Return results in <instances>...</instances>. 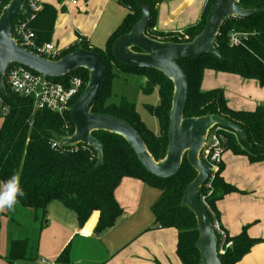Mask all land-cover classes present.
<instances>
[{
  "label": "trees",
  "instance_id": "trees-1",
  "mask_svg": "<svg viewBox=\"0 0 264 264\" xmlns=\"http://www.w3.org/2000/svg\"><path fill=\"white\" fill-rule=\"evenodd\" d=\"M9 1L0 0L1 7ZM140 1L147 6L149 12L145 33L151 38L159 37L161 41L181 43L191 41L202 30L208 9L215 0H207L196 23L180 33L166 34L153 31L156 17L155 0ZM119 2L128 12L109 36L105 47L100 49L86 42L81 45L75 42L62 50L61 57L77 49H85L101 56L105 64V81L91 112L112 115L127 122L139 134L153 159L158 161L165 156L168 143L173 84L156 69L134 68L114 57L112 45L115 39L129 32L141 17V10L135 0ZM238 5L243 9L264 10V0H238ZM55 15L56 10L52 6L43 5L33 23L39 42L49 41ZM234 32L241 34V42L238 45L229 44L230 35ZM213 45L220 57L204 53L196 58L177 61L187 81L183 117H199L205 114L222 116L239 126L245 135V139L238 144L233 139L231 130L225 128L223 150L243 154L250 162L263 160L264 108L257 106L252 111L232 109L227 105L221 88L203 90L201 82L204 70L211 69L254 79L260 86H264V11L247 17L231 16L225 19ZM128 72L143 74L141 91L144 94L157 91V104L146 105V109L157 120L158 133H154L144 124L133 102L125 97H121L118 103L109 102L110 81L119 73ZM69 74L79 76L84 83L87 81L88 72L83 68ZM6 89L9 95L4 97V100L9 106V112L0 116V184L13 174L19 175L25 195L18 198V204L30 209L35 220L44 219L49 202L57 200L76 213L80 225L96 212L98 219L95 231L110 227L122 212L114 196L115 188L124 177L136 178L158 189L159 196L151 205L154 222L159 227H171L177 231L176 254L181 264H200L199 251L195 246L198 237L196 218L187 206L181 204L184 189L196 175L185 155L173 176L159 178L144 169L122 136L105 130H94L91 135L102 145V162L96 166L97 153L87 144H60L51 147L53 133L63 137L73 133L70 110L59 115L48 109H34L30 97L13 93L7 86ZM77 98L78 96L71 104ZM222 168L221 163L211 182L212 191L203 204L212 222L218 216L216 201L237 190L223 179L220 174ZM203 191L202 186L201 192ZM2 213L0 210V216ZM10 221L17 224L12 217ZM36 227L18 229L16 237H13L12 233L7 253L5 257H1L6 264H17L37 258L39 229ZM225 241H230L231 245L223 254L218 253L221 264H236L256 242L247 235L246 227L236 235L226 234ZM219 247L220 240L216 245L217 249ZM65 254L66 249L59 255L58 260L64 261Z\"/></svg>",
  "mask_w": 264,
  "mask_h": 264
},
{
  "label": "crops",
  "instance_id": "crops-1",
  "mask_svg": "<svg viewBox=\"0 0 264 264\" xmlns=\"http://www.w3.org/2000/svg\"><path fill=\"white\" fill-rule=\"evenodd\" d=\"M155 2L153 31L166 34L180 33L196 23L207 0ZM42 3L56 10L49 41L59 49L78 41L102 49L128 12L119 0H79L76 4H70L69 0H42ZM221 79L227 84H219ZM234 86L246 89L249 98L238 103L231 100L226 90ZM201 88H221L227 105L235 110L264 108V86L254 79L205 69ZM222 164L221 176L237 190L216 201V220L226 234L236 235L246 227L247 235L256 240L236 264H264V159L250 162L247 156L226 150ZM114 196L122 212L112 226L99 231H95L96 212L80 225L76 213L57 200L49 202L44 219L35 220L31 213L30 224L39 229L38 255L34 260L25 261L37 264H181L176 254L177 231L159 227L154 222L151 205L159 196L158 189L136 178L124 177L115 188ZM6 215L3 212L0 216V231L1 218ZM9 239L6 234L1 244L0 232L1 257L7 253ZM64 249L65 260L59 261Z\"/></svg>",
  "mask_w": 264,
  "mask_h": 264
},
{
  "label": "water",
  "instance_id": "water-1",
  "mask_svg": "<svg viewBox=\"0 0 264 264\" xmlns=\"http://www.w3.org/2000/svg\"><path fill=\"white\" fill-rule=\"evenodd\" d=\"M135 1L141 10V17L129 32L115 39L112 53L125 65L160 71L173 84L167 131L168 143L165 156L161 160L153 159L139 134L127 122L112 115L91 112L105 81V64L99 54L77 49L57 60H48L14 42L10 36L12 24L17 15L23 13V0H10L0 13V90L3 96L9 95L3 82V73L6 66L11 63L21 64L36 73L53 78L79 68L87 70L88 77L84 89L70 108L73 133L69 137L53 133V137L66 145L83 143L91 146L97 153L98 166L102 162V145L91 132L105 130L116 133L127 141L146 171L163 179L177 172L185 155L188 163L195 169L196 175L184 189L181 204L187 206L196 218L198 237L195 246L199 251L200 264H221L212 220L198 197L200 187L209 175V166L199 159L198 154L207 131L214 125L228 128L241 138L245 135L239 126L220 115L183 117L187 81L177 61L196 58L204 53L220 57L213 43L224 20L231 16L244 17L264 10L243 9L238 5V0H215L208 9L202 30L191 41L176 43L151 38L145 33L149 19L148 8L140 0Z\"/></svg>",
  "mask_w": 264,
  "mask_h": 264
},
{
  "label": "built area",
  "instance_id": "built-area-1",
  "mask_svg": "<svg viewBox=\"0 0 264 264\" xmlns=\"http://www.w3.org/2000/svg\"><path fill=\"white\" fill-rule=\"evenodd\" d=\"M78 1L79 0H69V3L76 4ZM22 8L23 13L18 14L12 24L11 38L18 46L45 59H59L63 49H59L50 41L39 42L33 28V23L43 8L42 0H23ZM1 10L2 7L0 3V13ZM240 42L241 34L235 32L231 33L229 44L238 45ZM63 77L65 78L63 79ZM3 82L11 92L30 97L34 109H48L59 115L70 110L73 105L71 104L72 101L75 97H79L81 88L86 84L77 75L67 73L66 75L56 78L47 77L18 63H11L6 66L3 73ZM4 97L5 96H3L0 90V116H5L9 112V106L5 103ZM223 130H225V128L222 126H212L207 131L198 154L199 159L209 166V175L202 184L204 191L201 192V186L200 192L198 193L199 200L202 204H205L206 197L212 191L211 182L222 163V155L224 152L222 146ZM60 144L63 143L54 138L51 147H57ZM92 216V218H95L96 214ZM96 218L98 219V215ZM97 219L95 221V226ZM212 227L215 231L217 241L220 240V247L217 249V253L223 254L225 249L231 245V242L225 241L226 233L217 220L212 222ZM0 264H6L1 256ZM45 264L56 263L45 262Z\"/></svg>",
  "mask_w": 264,
  "mask_h": 264
},
{
  "label": "rangeland",
  "instance_id": "rangeland-1",
  "mask_svg": "<svg viewBox=\"0 0 264 264\" xmlns=\"http://www.w3.org/2000/svg\"><path fill=\"white\" fill-rule=\"evenodd\" d=\"M5 5L2 6V8ZM157 39H160L157 37ZM79 45L83 43V41H78ZM242 79V78H241ZM144 81L143 74L137 72H128V73H119L116 78H113L110 81V90L111 96L109 102L118 103L121 97H125L128 101L133 102L136 106L137 112L139 113L140 119L144 122V124L152 130L154 133H158V125L157 120L154 116H152L146 109V105H156L158 102L157 91L154 90L149 94H144L141 91V84ZM219 84H227V81L221 79ZM228 97L231 100H235L236 103L241 101H246L248 97V93L246 89L238 88L237 86L229 87ZM1 124V120H0ZM240 128V127H239ZM241 129V128H240ZM230 130V129H229ZM233 133V139L239 144V142L245 139V136L241 138L237 133L231 131ZM69 137V136H65ZM3 212L7 215L1 218L2 226H1V244L3 243V237L6 234L9 236L16 237L17 231L20 228H31V213L30 209L21 207L18 203L13 206L11 210L4 208ZM10 217L13 218L17 222L15 224L13 221H10ZM6 221V222H5ZM45 221V220H44ZM6 223V224H5ZM21 226V227H20ZM37 228V227H36ZM14 230V232H13ZM34 236V235H33ZM18 264H37L36 262H26L22 261Z\"/></svg>",
  "mask_w": 264,
  "mask_h": 264
},
{
  "label": "clouds",
  "instance_id": "clouds-1",
  "mask_svg": "<svg viewBox=\"0 0 264 264\" xmlns=\"http://www.w3.org/2000/svg\"><path fill=\"white\" fill-rule=\"evenodd\" d=\"M24 189L21 186L18 174H13L10 178L0 184V209L11 210L18 203V198H23Z\"/></svg>",
  "mask_w": 264,
  "mask_h": 264
},
{
  "label": "bare ground",
  "instance_id": "bare-ground-1",
  "mask_svg": "<svg viewBox=\"0 0 264 264\" xmlns=\"http://www.w3.org/2000/svg\"><path fill=\"white\" fill-rule=\"evenodd\" d=\"M247 17V16H246Z\"/></svg>",
  "mask_w": 264,
  "mask_h": 264
}]
</instances>
